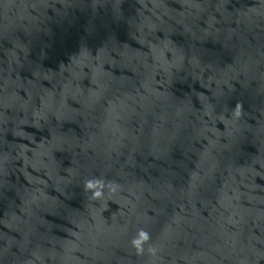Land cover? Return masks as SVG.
<instances>
[{
  "label": "water",
  "instance_id": "water-1",
  "mask_svg": "<svg viewBox=\"0 0 264 264\" xmlns=\"http://www.w3.org/2000/svg\"><path fill=\"white\" fill-rule=\"evenodd\" d=\"M0 264H264V0H0Z\"/></svg>",
  "mask_w": 264,
  "mask_h": 264
},
{
  "label": "clouds",
  "instance_id": "clouds-1",
  "mask_svg": "<svg viewBox=\"0 0 264 264\" xmlns=\"http://www.w3.org/2000/svg\"><path fill=\"white\" fill-rule=\"evenodd\" d=\"M240 105L238 104L236 106L235 115L239 116L240 114ZM119 188V185H117L114 182H106L102 178H91L87 181H85L84 184V190L86 192H89L90 199L94 201L102 200L105 196V189H107L109 192L115 193ZM151 240V236L149 232H147L144 229H139L136 233V235L131 240L132 247L136 250V253L138 255H142L145 251V244H149ZM148 251L151 254H155L156 249L149 245Z\"/></svg>",
  "mask_w": 264,
  "mask_h": 264
}]
</instances>
